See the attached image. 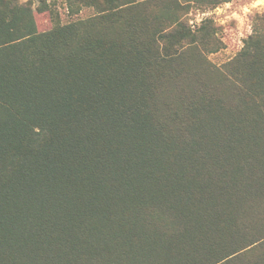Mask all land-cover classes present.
Here are the masks:
<instances>
[{"label":"trees","instance_id":"trees-1","mask_svg":"<svg viewBox=\"0 0 264 264\" xmlns=\"http://www.w3.org/2000/svg\"><path fill=\"white\" fill-rule=\"evenodd\" d=\"M231 0H0V264H264V12Z\"/></svg>","mask_w":264,"mask_h":264},{"label":"rangeland","instance_id":"rangeland-1","mask_svg":"<svg viewBox=\"0 0 264 264\" xmlns=\"http://www.w3.org/2000/svg\"><path fill=\"white\" fill-rule=\"evenodd\" d=\"M26 2L28 0H20ZM52 7L60 12L63 23H68L77 18H84L93 14V9L86 8L80 15L71 16L68 11L67 0H48ZM39 2L34 3V17L39 31H46L53 27V19L49 10L40 11ZM264 12V0H231L219 7L202 13L193 11L189 15V22L193 25L200 24L205 18L210 17L219 28L218 36L223 39L225 48L210 54L212 61L218 65L231 60L244 45V40L253 30L255 14Z\"/></svg>","mask_w":264,"mask_h":264}]
</instances>
